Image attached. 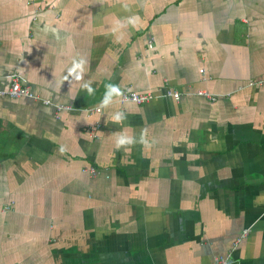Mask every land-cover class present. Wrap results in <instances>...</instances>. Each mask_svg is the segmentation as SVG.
Here are the masks:
<instances>
[{"label":"crops","instance_id":"0c3cea01","mask_svg":"<svg viewBox=\"0 0 264 264\" xmlns=\"http://www.w3.org/2000/svg\"><path fill=\"white\" fill-rule=\"evenodd\" d=\"M11 76L0 264H264V0H0Z\"/></svg>","mask_w":264,"mask_h":264},{"label":"built area","instance_id":"2783aa9c","mask_svg":"<svg viewBox=\"0 0 264 264\" xmlns=\"http://www.w3.org/2000/svg\"><path fill=\"white\" fill-rule=\"evenodd\" d=\"M199 71L202 72V70H199ZM254 83L255 82L250 81L248 85H251ZM195 93L197 95L205 97L206 99L210 101L215 100L217 97L216 94L209 93L203 89L197 90ZM0 95L7 96L10 98L24 97V98H28L31 100H39L44 105H48L50 103L48 99L39 98L38 96L33 94L29 90V88L20 81V79L17 76L10 77L9 86L4 90H0ZM179 95H180L179 92L172 90V89H168V88L161 90L159 94H154L152 92L140 93V92L126 90V91L121 92L120 96L118 97V100L120 102H132L135 104H141V103L149 101L153 97H166V98L171 97L173 99H177ZM54 108L56 111L63 110V109H71V107L66 104H56ZM85 110L90 112L93 110V108H86ZM82 170L88 172L89 174L95 172L94 168L91 166L84 168ZM245 233H246V229L243 230L242 234H245ZM233 262L234 261L229 256H225L223 258L222 257L214 258L210 264H231ZM236 264H240V263L236 262Z\"/></svg>","mask_w":264,"mask_h":264},{"label":"clouds","instance_id":"9594fccd","mask_svg":"<svg viewBox=\"0 0 264 264\" xmlns=\"http://www.w3.org/2000/svg\"><path fill=\"white\" fill-rule=\"evenodd\" d=\"M117 119H119V117H117ZM118 143L123 144V143H125V140L122 138Z\"/></svg>","mask_w":264,"mask_h":264}]
</instances>
